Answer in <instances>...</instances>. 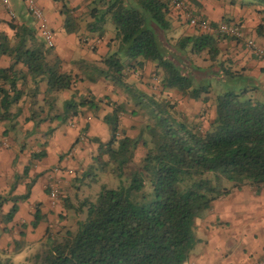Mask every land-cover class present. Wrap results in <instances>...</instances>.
Listing matches in <instances>:
<instances>
[{"label": "trees", "instance_id": "trees-1", "mask_svg": "<svg viewBox=\"0 0 264 264\" xmlns=\"http://www.w3.org/2000/svg\"><path fill=\"white\" fill-rule=\"evenodd\" d=\"M53 1L61 3L65 32H78L80 23L63 0ZM259 2L264 4V0ZM169 5L168 0H95L89 9L93 20L85 23V30L102 37L111 26V43H118V48L102 59V67L87 64L86 78L108 82L125 98L121 103L93 96L78 99L75 92L55 119L65 122L84 107L95 114L104 106L108 108L103 122L109 139L97 142L91 168L110 175L117 185L101 183L94 197H86L78 207L65 200L67 210L74 209L84 218L76 221L75 230L48 236L28 264H186L198 242L196 221L228 193L220 181L238 189L264 185V102L247 98L243 91H227L213 101L214 118L209 128L201 131L175 118L171 105L156 92L148 93L128 82L129 70L141 78L139 68L151 62L156 67L153 79L160 81L161 91L174 90L182 97L210 102L209 85L192 76L184 60L188 53L206 54L216 65L218 41L224 37L207 33L181 37L173 52L169 50L170 57L159 38V33L171 28ZM10 28L16 30L15 45L0 33V55L14 59L9 68H0V121L9 118V108L23 95L36 98L41 84L46 86L44 98H54L79 80L61 72L59 60L35 36L33 28ZM17 64L26 71L15 69ZM127 113L143 121L136 137L128 136L121 126ZM139 147L144 155L141 163H135L133 155ZM92 175L97 184V173ZM148 183L152 192L146 189ZM30 188L29 184L26 194L11 199L0 196L1 224L13 220L17 202L27 199ZM8 201L13 205L3 214L1 209ZM34 219L33 226L40 219L38 213ZM18 249L16 246L15 251ZM0 264H11L10 258L0 257Z\"/></svg>", "mask_w": 264, "mask_h": 264}, {"label": "crops", "instance_id": "crops-1", "mask_svg": "<svg viewBox=\"0 0 264 264\" xmlns=\"http://www.w3.org/2000/svg\"><path fill=\"white\" fill-rule=\"evenodd\" d=\"M94 1L63 0V3L71 10L77 22L80 23L82 19L89 23L93 20L89 9ZM185 1L195 16L209 21L212 26L221 23L238 24L245 38L253 40L264 49V4L259 0ZM36 2L54 32L55 44L50 48L51 55L59 60L61 72L77 76L79 80L70 90L56 93L54 98H44L46 86L45 83L41 84L36 98L23 95L18 103L9 108V118L0 121V140L8 143L4 147L0 142V196L7 199L22 196L26 194L27 186L31 185L27 199L17 202L18 212L13 220L7 224L0 223L2 258H10L24 247H39L47 240L50 231L60 220L59 215L67 210L64 199L70 196L74 200L76 196L74 193L78 188L72 186L76 173L82 172L79 169L89 161V154L97 151V142L105 143L109 139L108 126L103 122L108 111L102 108L95 114L84 107L79 110L78 115L60 122L55 117L62 114L64 102L70 100L75 92L78 99L93 96L121 103L125 98L122 93H115L113 87L104 80H87L85 73L87 64L102 67V59L117 50L118 43H111L113 28L108 26L102 37L81 27L76 33H66L61 3L53 0ZM7 5L0 2V33L8 38L10 45L16 43V30L10 26L17 29L25 26L33 28L35 36L41 40L23 1L7 0ZM169 8L171 28L167 34L170 38L178 40L184 36L202 34L191 28L176 8L171 5ZM222 37L224 38L218 41L219 55L215 66L221 67L223 74L229 78L242 77L241 85L245 96L262 102L260 98L264 99V61L251 55L243 42ZM194 61L201 68L207 67L206 64L199 63L198 59ZM13 63V58L0 55L1 69L9 68ZM209 63L208 66L212 65V62ZM15 69L26 71L22 64H17ZM155 69L154 63L147 62L139 68L142 70L141 78L129 70L128 82L148 93H155L152 90L156 89L154 84L157 80L153 79ZM27 80L30 81V78ZM160 92L162 93L157 92L156 95L159 98H185L174 90ZM45 99H49L48 102ZM200 105L205 104L199 103L197 107ZM206 105L210 106V103ZM211 113L214 117V109ZM33 154L41 157L34 159ZM54 167L61 169L62 182L59 202L52 206L46 186L47 174ZM225 187L228 193L214 201L196 221L200 253L194 254L192 250L186 264H264V185L238 189L229 184ZM12 205L11 201L5 203L2 213L6 214ZM35 213L39 214L40 219L33 226ZM16 246L19 247L17 251Z\"/></svg>", "mask_w": 264, "mask_h": 264}, {"label": "rangeland", "instance_id": "rangeland-1", "mask_svg": "<svg viewBox=\"0 0 264 264\" xmlns=\"http://www.w3.org/2000/svg\"><path fill=\"white\" fill-rule=\"evenodd\" d=\"M81 28L85 29V21L81 19L80 25ZM159 38L162 39L163 44L168 48V51L170 50L173 52L172 47L175 46L177 40H174L169 37L167 33H159ZM169 51V52H170ZM169 53L170 57L172 56V53ZM181 53L180 51H178ZM187 53V51H186ZM185 56V55H184ZM175 63H178L179 65L181 62L174 57ZM178 58H182L178 56ZM198 59L199 63L206 64L207 67H199L195 65V61ZM211 62L208 58H206L205 54H202L200 56L193 57L191 54H187L185 56L184 60V66H186L187 71L191 73L192 76H196L199 81L204 82L205 84L209 85L210 87V106L208 105H200V107H197V104L202 103L201 101H195L190 98H177V96H174L173 98H160L165 100L171 105V112L173 116L181 121H185L188 124L196 125L199 127L201 131H205L209 128V124L213 120V116L211 115V111L213 109V101L216 100V98L222 94H224L227 91H233L238 93L239 91H242L243 85H241L242 77L238 78H229L223 74V69L221 67L215 66L214 64L208 66ZM214 66V67H211ZM160 70V69H159ZM157 84V85H156ZM156 89H152L153 91H156V94L158 91H160V81L157 79L156 83L154 84ZM262 102H264V99L260 98ZM212 100V102H211ZM203 104V103H202ZM105 111H109L107 107H103ZM140 122V123H139ZM143 121L138 119L136 116H131L129 113L122 116L121 120V126L125 129L126 133L130 137H136L140 129L142 127ZM138 125L137 127H135ZM90 158L85 165L79 169V171L82 170L80 173H76V176L74 177L72 181V186L78 190L74 194L76 196L74 197V200H71V197H67L65 200H71L73 204H75V207H78L80 203L86 198V197H94L96 194L99 185L101 183H108L110 186L115 187L117 185V181H113L112 177L110 175H104L97 170L93 171L91 168L92 165H94V158L97 155V151L92 152L89 154ZM144 155V149L139 147L138 150L134 152L133 160L135 163H141V160ZM91 168V169H90ZM93 171V172H92ZM97 173L96 179L98 180L97 184L93 181L92 177L94 174ZM212 181L213 183H216L215 179L212 175ZM223 186H227L230 183L226 180L222 179L220 181ZM152 192V189L150 187V184L148 183L146 185V189H148ZM64 214V215H63ZM201 216V215H200ZM60 220L55 224V228H52V230L49 233V236H58L61 232L65 231L66 229L75 230L76 229V221L83 219L84 215H76L74 213V209H68L66 212H61V215H59ZM197 236V235H196ZM203 239V238H202ZM198 240V238H197ZM46 241H43V244H41L39 247H24L22 250H20L16 254H12L10 256V263L11 264H28L30 259L37 253H39L42 249V246L44 245ZM198 243V242H197ZM194 254L200 253V247L196 244V246L193 249Z\"/></svg>", "mask_w": 264, "mask_h": 264}, {"label": "built area", "instance_id": "built-area-1", "mask_svg": "<svg viewBox=\"0 0 264 264\" xmlns=\"http://www.w3.org/2000/svg\"><path fill=\"white\" fill-rule=\"evenodd\" d=\"M29 15L31 16L37 32L47 48H52L55 44L54 32L50 29L45 14L36 0H22ZM6 6L7 0H0ZM169 4L176 8L187 24L200 33H217L219 35L243 42L244 46L258 60L264 61V49L258 46L253 40L244 37L241 27L236 23H221L217 26L198 16L191 11L189 4L185 0H168ZM1 145L8 146L6 140H0ZM62 182L61 169L52 168L47 174V194L52 206L57 205L60 199V184Z\"/></svg>", "mask_w": 264, "mask_h": 264}]
</instances>
